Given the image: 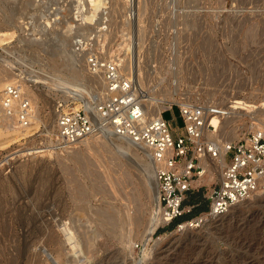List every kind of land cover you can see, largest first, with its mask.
<instances>
[{"label": "rangeland", "instance_id": "obj_1", "mask_svg": "<svg viewBox=\"0 0 264 264\" xmlns=\"http://www.w3.org/2000/svg\"><path fill=\"white\" fill-rule=\"evenodd\" d=\"M78 2L0 0V31L12 33L0 42V93L7 81L30 86L38 121L34 130L21 129V137L18 128L0 124L19 135L0 145V264H264V187L214 221L206 211L189 216L191 207L151 230L146 147L100 133L68 149L27 154L50 143L56 102L83 104L58 76L80 82L83 98L101 88L97 77H87L84 61H76L83 58L72 44ZM100 7L111 12L106 54L124 61L145 100L171 102L163 118L178 126L173 136L184 131L180 103L253 105L231 109L232 120L222 117L216 135L205 134V140L234 141L264 130V0H103ZM129 8L137 14H126ZM59 38L73 63H64ZM215 165L214 174L193 181L186 206L192 196L207 205L221 168ZM197 217L204 219L199 226L176 231Z\"/></svg>", "mask_w": 264, "mask_h": 264}, {"label": "built area", "instance_id": "obj_2", "mask_svg": "<svg viewBox=\"0 0 264 264\" xmlns=\"http://www.w3.org/2000/svg\"><path fill=\"white\" fill-rule=\"evenodd\" d=\"M90 9L84 0L73 9L76 33L72 44L76 53H82L87 73L97 77L102 89L95 87L78 108L56 102L52 142L39 144L36 153L48 148L68 149L75 142L100 133L148 148L159 187L154 212L160 223L158 227L170 225L194 206H186L184 202L193 181L205 174L201 160H216L221 153L224 157L218 180L206 195L208 217L226 214L264 187V130L255 129L234 141L205 140L202 131L205 118L219 111L212 106L183 103L177 108L184 131L173 136L171 125L163 118L164 110L173 106L159 115L146 114V100L131 71L125 69L124 61L118 56L106 54L110 9L100 7L88 25L81 16L89 14ZM126 14L134 15L137 11L129 8ZM94 22L99 23L97 27ZM85 28L89 31L84 32ZM33 115L32 101L20 83L7 84L0 93V124L6 122L24 129L30 126Z\"/></svg>", "mask_w": 264, "mask_h": 264}, {"label": "bare ground", "instance_id": "obj_3", "mask_svg": "<svg viewBox=\"0 0 264 264\" xmlns=\"http://www.w3.org/2000/svg\"><path fill=\"white\" fill-rule=\"evenodd\" d=\"M102 1L103 0H88V3L91 5V11H90V13L89 14H84V15H82L81 16V18H82V20L84 21V23H87L88 25L89 24H91V23H88V21H92L93 20V17H94V15L96 14V12H97V10L99 9L98 7H99V5L100 4H102ZM55 14H60L59 13V11L57 10L56 11V13ZM58 18H56V19H53V20H57ZM87 21V22H86ZM46 23H48V22H46ZM49 24V23H48ZM98 24L99 23H95V26L97 27L98 26ZM45 25V24H44ZM77 30H78V28H77ZM11 32H9V31H0V42H5V39L6 38H8V37H10L11 36ZM61 36V35H60ZM63 40L64 39H61V38H59V41H60V45H59V51H60V53L62 54V53H65V52H67V51H65L66 49H65V46L63 45ZM65 49V50H64ZM71 50H68V52L67 53H65V55L67 56L66 58H67V60H64V63H65V61L67 62L68 61V59L70 60L71 59V62H72V59H73V55L71 54V52H70ZM75 52V51H74ZM62 56V55H61ZM78 58V59H77ZM79 58H80V60H79ZM76 61H78V62H80V61H82L83 62V58H82V56L81 57H77L76 56ZM73 63V62H72ZM74 63H76V62H74ZM79 64V63H78ZM75 64H73V66H74ZM77 65V64H76ZM76 67V66H75ZM83 69V68H82ZM85 69V68H84ZM75 73H76V75H78V74H80L79 73V71L78 70H75L74 71ZM87 72V71H86ZM49 75V74H48ZM86 75V74H85ZM87 77H90V78H92V79H94V77H91V76H87ZM48 78V77H47ZM46 78V81L48 80ZM51 78H53V77H51ZM50 78V79H51ZM44 79V78H43ZM50 79H49V82H50ZM54 79V78H53ZM73 79V78H72ZM45 80V79H44ZM56 80H57V83L58 84H60L63 88H66L67 90H68V88L70 89V88H72L71 89V96L70 97H72L73 99H75V100H77V101H84V98L82 97L83 96V93H81V91L83 90L84 91V86L82 85V84H80V82H76V81H70V80H68V79H66L65 77H61V76H58L57 78H56ZM80 80V79H79ZM45 81V82H46ZM54 81H55V79L53 80V83H54ZM56 82V81H55ZM6 83V82H5ZM10 83V81H7V83L5 84V85H7V84H9ZM48 83V82H47ZM52 83V82H51ZM20 85H21V87H22V89H25L27 92V94H28V96H29V98L31 99V101H32V103H34V104H36L35 103V98H34V93H33V89L32 88H30V86H28V87H26V86H24L22 83H20ZM50 85V84H49ZM52 85V84H51ZM56 85V84H55ZM48 87V86H47ZM102 89V86H101V88H100V90ZM77 104V103H76ZM180 104H183V103H180ZM34 106V105H33ZM78 106H79V104H78ZM78 106L76 105L75 106V108H78ZM171 106V102H168V104L167 105H159L158 104V100L157 99H154V98H152V97H148L147 99H146V101H144V107H145V112H146V114H148V115H159L160 113H161V111L162 110H164V109H166V108H169ZM253 105L252 104H248V103H246V102H244V101H241V100H234V102L230 105V106H228V107H225V106H223V107H218V108H216L218 111H219V113L218 114H214V115H210V114H207V116H206V118H205V121H204V125H203V134L205 135V134H207L208 136H210V137H213V136H215L216 135V133L218 132V130H219V128H220V126H221V118L222 117H225V118H229V119H231V118H233V116H231V115H229V113L230 114H234V112L233 111H231V109H237V108H243V109H246L247 107H252ZM254 108V107H253ZM35 112H34V115H33V117H32V122H31V124H30V126H28V128H29V130L30 129H33V128H35L34 127V125L38 122L37 121V109H36V105H35ZM227 115H229V116H227ZM235 115V114H234ZM227 116V117H226ZM39 120V119H38ZM232 120V119H231ZM33 125V128H31V126ZM54 126H55V123H54ZM11 127V126H10ZM9 127V128H10ZM36 127H37V125H36ZM2 128V127H1ZM5 128V127H4ZM8 128V127H7ZM14 128V127H13ZM12 128V129H13ZM28 128H25L24 130H27ZM234 128V127H233ZM236 128V127H235ZM235 128L234 129H231V132L233 131V130H235ZM6 129V128H5ZM11 129V130H12ZM19 129V128H18ZM8 130V129H7ZM34 130V129H33ZM9 131V130H8ZM16 132H17V134H19L20 135V137H21V135H23L20 131H21V129H19V130H15ZM230 131V130H229ZM23 132V131H22ZM25 132V131H24ZM23 132V133H24ZM27 132V131H26ZM14 132H13V130H12V133H9V132H7V131H4V129L3 130H1L0 129V145L1 144H4V143H8L9 141H11L12 139H16V138H19L18 136L19 135H17V134H13ZM30 132H28V134H29ZM234 133H235V131H233V135H234ZM13 134V135H12ZM15 135V136H14ZM95 135H97V134H94V135H92L91 137H93V136H95ZM103 135H106V136H113V137H115L114 135H108V134H104L103 133ZM206 135V136H207ZM12 136H14V137H12ZM23 136H25V135H23ZM117 138H119V137H117ZM50 139V141H51V138H49ZM86 139H88V138H85V139H82V140H80V141H77V142H75V144L76 143H79V142H81V141H85ZM98 139V138H97ZM52 142V141H51ZM87 142V141H86ZM88 142H89V140H88ZM87 142V143H88ZM129 143H131L132 145L134 144V145H138V144H135V143H133V142H131V141H128ZM90 144V143H89ZM88 145V144H87ZM89 146V145H88ZM37 146H34V147H31V148H28L29 150H28V153L27 154H31V153H36L37 151ZM90 149V148H89ZM148 149V148H147ZM147 156H148V159H149V162H148V165H149V169H148V171L150 172V174L152 173V179H151V181L148 183L149 184V188L150 189H152V193H153V201H154V211H153V213H152V215H151V217H150V219H149V222H150V226H149V229H151V230H153L154 228H156L160 223L157 221V219H156V217H155V214H154V212H155V209H156V207H157V205H158V189H159V187H158V180H157V177H156V166H155V164H154V162H153V160H152V157H151V151L148 149V153H147ZM216 161V162H215ZM215 163H218L219 164V166L221 167L223 164H224V157H223V153H221L220 154V156H219V158L218 159H216V160H208V161H206V159H204V160H201V164H202V166L205 168V172L206 171H208L211 175L212 174H214V169H215ZM217 167V166H216ZM252 198V197H251ZM250 198V199H251ZM249 200V199H248ZM248 200H246V201H248ZM245 202V201H244ZM244 202H242V203H244ZM242 203H240V204H237V205H235V206H233L232 208H231V210L232 209H234L235 207H237V206H239V205H242ZM230 211V210H229ZM228 213V212H227ZM206 215V214H205ZM207 216V215H206ZM108 217V216H107ZM138 217H139V215H138ZM201 217H204V216H201ZM222 217V216H221ZM209 218V220H215L217 217H208ZM128 219L129 220H131L132 222H133V220H135V218L134 219H132L130 216H128ZM138 219V218H137ZM204 219H202V218H200V217H197V218H194V219H192V220H187V221H183V222H181V223H179L178 225H177V228H176V231H181V230H185V229H189V228H195V227H197V226H199L200 225V222H202ZM208 220V219H207ZM140 221V220H139ZM137 222V221H136ZM141 222V221H140ZM203 223V222H202ZM138 224V223H137ZM220 224V223H219ZM148 230V229H147ZM150 230V231H151ZM190 230V229H189ZM149 231V230H148ZM72 238V237H71ZM68 239H69V237H68ZM71 240V239H70ZM73 246V245H72ZM74 247V246H73ZM144 253L143 254H145V249H144V251H143ZM147 255V254H146ZM145 256V255H144ZM144 258V257H143ZM57 262V261H56Z\"/></svg>", "mask_w": 264, "mask_h": 264}, {"label": "trees", "instance_id": "obj_4", "mask_svg": "<svg viewBox=\"0 0 264 264\" xmlns=\"http://www.w3.org/2000/svg\"><path fill=\"white\" fill-rule=\"evenodd\" d=\"M187 203L189 205H194L191 213H189L190 214L189 216H191L192 214L198 213V212L206 211V209H207V205H206L205 201H202L200 196L190 197V199L187 201ZM196 204H198V205H196ZM159 230H162V229H159Z\"/></svg>", "mask_w": 264, "mask_h": 264}, {"label": "crops", "instance_id": "obj_5", "mask_svg": "<svg viewBox=\"0 0 264 264\" xmlns=\"http://www.w3.org/2000/svg\"><path fill=\"white\" fill-rule=\"evenodd\" d=\"M171 128H172V131H173V129H176V128H178V126L174 127V126H172V125H171Z\"/></svg>", "mask_w": 264, "mask_h": 264}]
</instances>
